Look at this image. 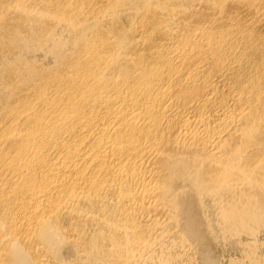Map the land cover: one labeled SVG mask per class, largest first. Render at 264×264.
Segmentation results:
<instances>
[{"label":"bare ground","instance_id":"bare-ground-1","mask_svg":"<svg viewBox=\"0 0 264 264\" xmlns=\"http://www.w3.org/2000/svg\"><path fill=\"white\" fill-rule=\"evenodd\" d=\"M0 264H264V0H0Z\"/></svg>","mask_w":264,"mask_h":264},{"label":"rangeland","instance_id":"rangeland-1","mask_svg":"<svg viewBox=\"0 0 264 264\" xmlns=\"http://www.w3.org/2000/svg\"><path fill=\"white\" fill-rule=\"evenodd\" d=\"M218 248H219V247H218ZM216 249H217V247H216ZM218 250H219V252H220L221 249L219 248ZM218 250H217V251H218Z\"/></svg>","mask_w":264,"mask_h":264}]
</instances>
